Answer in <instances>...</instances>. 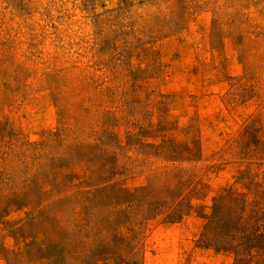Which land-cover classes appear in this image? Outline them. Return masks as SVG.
<instances>
[{"label": "rangeland", "instance_id": "rangeland-1", "mask_svg": "<svg viewBox=\"0 0 264 264\" xmlns=\"http://www.w3.org/2000/svg\"><path fill=\"white\" fill-rule=\"evenodd\" d=\"M0 264H264V0H0Z\"/></svg>", "mask_w": 264, "mask_h": 264}]
</instances>
